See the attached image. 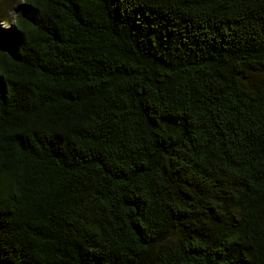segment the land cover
Returning <instances> with one entry per match:
<instances>
[{
    "label": "trees",
    "instance_id": "1",
    "mask_svg": "<svg viewBox=\"0 0 264 264\" xmlns=\"http://www.w3.org/2000/svg\"><path fill=\"white\" fill-rule=\"evenodd\" d=\"M11 1L0 264H264V0Z\"/></svg>",
    "mask_w": 264,
    "mask_h": 264
},
{
    "label": "rangeland",
    "instance_id": "2",
    "mask_svg": "<svg viewBox=\"0 0 264 264\" xmlns=\"http://www.w3.org/2000/svg\"><path fill=\"white\" fill-rule=\"evenodd\" d=\"M17 7V6H16ZM15 19L14 6L11 0H0V31L9 32ZM247 85H258L264 83V75L249 74L245 80Z\"/></svg>",
    "mask_w": 264,
    "mask_h": 264
}]
</instances>
